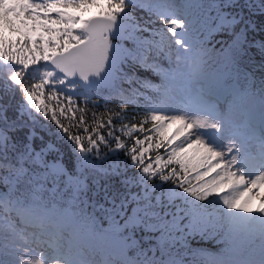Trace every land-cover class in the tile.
Returning <instances> with one entry per match:
<instances>
[{
  "label": "snow or ice",
  "instance_id": "obj_1",
  "mask_svg": "<svg viewBox=\"0 0 264 264\" xmlns=\"http://www.w3.org/2000/svg\"><path fill=\"white\" fill-rule=\"evenodd\" d=\"M0 264H264V0H0Z\"/></svg>",
  "mask_w": 264,
  "mask_h": 264
},
{
  "label": "trees",
  "instance_id": "obj_2",
  "mask_svg": "<svg viewBox=\"0 0 264 264\" xmlns=\"http://www.w3.org/2000/svg\"><path fill=\"white\" fill-rule=\"evenodd\" d=\"M140 74L146 75L143 71H141ZM147 75L149 76V78L153 79L154 82H157V83L159 82V79L157 77H152L150 73H148ZM110 107L118 108L119 107V101H113V103H112V105H110ZM128 108H129V111H131L132 106L129 105ZM100 111H103V109H100ZM257 204H258V202H257ZM105 226H107V225L105 224ZM153 243H154V241H153ZM191 243H192L193 247L205 248L211 252H216L221 247V245L217 244L214 240L205 241V240H200L198 237L196 239L192 240ZM144 246L146 247L147 245H144ZM132 254L133 253H130V255H132Z\"/></svg>",
  "mask_w": 264,
  "mask_h": 264
}]
</instances>
